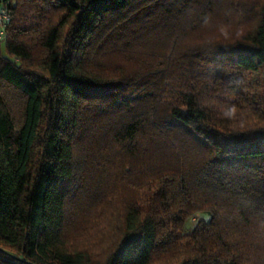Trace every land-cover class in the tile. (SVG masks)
<instances>
[{
    "label": "trees",
    "instance_id": "1",
    "mask_svg": "<svg viewBox=\"0 0 264 264\" xmlns=\"http://www.w3.org/2000/svg\"><path fill=\"white\" fill-rule=\"evenodd\" d=\"M4 4L0 264H264V0Z\"/></svg>",
    "mask_w": 264,
    "mask_h": 264
},
{
    "label": "built area",
    "instance_id": "2",
    "mask_svg": "<svg viewBox=\"0 0 264 264\" xmlns=\"http://www.w3.org/2000/svg\"><path fill=\"white\" fill-rule=\"evenodd\" d=\"M5 0H0V42L4 41L7 31L6 26L10 20V12L6 9Z\"/></svg>",
    "mask_w": 264,
    "mask_h": 264
},
{
    "label": "rangeland",
    "instance_id": "3",
    "mask_svg": "<svg viewBox=\"0 0 264 264\" xmlns=\"http://www.w3.org/2000/svg\"><path fill=\"white\" fill-rule=\"evenodd\" d=\"M199 218H202L204 220H208L209 216L206 213L195 214L194 216H192L186 220L184 229L186 231L192 229Z\"/></svg>",
    "mask_w": 264,
    "mask_h": 264
}]
</instances>
